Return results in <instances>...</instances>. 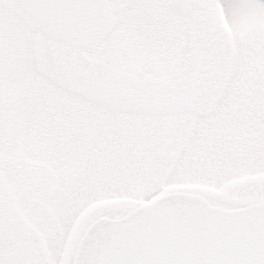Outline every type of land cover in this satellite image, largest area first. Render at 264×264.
<instances>
[{"label": "snow or ice", "instance_id": "1", "mask_svg": "<svg viewBox=\"0 0 264 264\" xmlns=\"http://www.w3.org/2000/svg\"><path fill=\"white\" fill-rule=\"evenodd\" d=\"M0 264H264V0H0Z\"/></svg>", "mask_w": 264, "mask_h": 264}]
</instances>
